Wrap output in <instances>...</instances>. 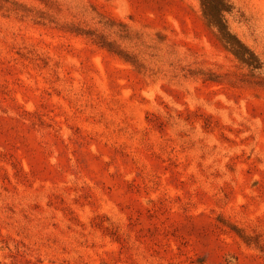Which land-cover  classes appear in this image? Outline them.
Segmentation results:
<instances>
[{
  "label": "rangeland",
  "instance_id": "1",
  "mask_svg": "<svg viewBox=\"0 0 264 264\" xmlns=\"http://www.w3.org/2000/svg\"><path fill=\"white\" fill-rule=\"evenodd\" d=\"M0 264H264V0H0Z\"/></svg>",
  "mask_w": 264,
  "mask_h": 264
}]
</instances>
